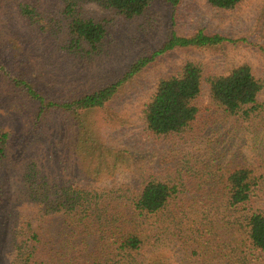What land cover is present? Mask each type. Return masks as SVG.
Wrapping results in <instances>:
<instances>
[{
	"label": "trees",
	"instance_id": "16d2710c",
	"mask_svg": "<svg viewBox=\"0 0 264 264\" xmlns=\"http://www.w3.org/2000/svg\"><path fill=\"white\" fill-rule=\"evenodd\" d=\"M83 1H63L60 21L54 26L65 33L64 49L69 55L89 59L101 51L108 30L106 21L83 14ZM86 1L126 19L142 16L153 2ZM168 1L174 6L180 3ZM245 1L207 0L221 10H232ZM20 12L25 21L45 30L34 7L22 5ZM226 42L230 39L203 31L190 36L173 33L150 56L135 60L120 79L71 102L48 101L25 82L18 84L39 103L40 113L48 102L45 106L50 112L60 109L81 114L104 109L123 85L169 52ZM205 86L212 104L202 113H210L203 123L198 101ZM263 90L264 82L247 64L207 76L200 63L188 62L177 75L159 81L145 105L143 121L154 137L187 142L198 140L211 125L229 123L235 129L248 123L256 130L264 115V103L259 100ZM75 126L78 136L80 126L76 122ZM232 133L224 131L207 154L181 150L183 160L160 173L148 168L135 189L97 187L91 179L89 183H56L30 164L23 178L24 194L34 212L26 219L25 215L18 218L8 264H176L177 252L186 264H264V201L260 194L264 174L262 167L257 169L250 162L252 154L244 151L243 139L241 142L239 137L240 144L231 140ZM9 141L10 134L0 130V168ZM84 141L79 139L80 144ZM201 141L209 139L205 136ZM98 146V151L104 150L101 157H114L112 150Z\"/></svg>",
	"mask_w": 264,
	"mask_h": 264
},
{
	"label": "rangeland",
	"instance_id": "374dc122",
	"mask_svg": "<svg viewBox=\"0 0 264 264\" xmlns=\"http://www.w3.org/2000/svg\"><path fill=\"white\" fill-rule=\"evenodd\" d=\"M63 1L0 0V130L10 134L0 168V264L10 259L11 234L18 218L25 215L26 219L34 212L24 194L23 179L32 163L40 175L56 183H89L91 179L97 187L135 189L148 168L160 173L183 160L181 150L207 154L224 131H232L231 140L243 139L244 151L252 154L250 162L257 169L262 167L264 174V115L256 130L248 123L235 129L229 123L211 125L194 142L154 137L143 121V110L159 81L177 75L188 62L200 63L207 76L247 64L264 82V0H246L232 10L216 9L207 0H180L177 6L168 0H153L145 14L134 19L85 0L81 2L83 14L106 21L108 30L101 51L89 59L69 55L64 49L65 33L55 29ZM22 5L36 9L45 30L25 21ZM199 31L230 42L163 55L123 85L104 109L72 115L60 109L50 112L46 102V110L40 113L39 103L18 84L25 82L48 101L71 102L120 79L135 60L150 56L173 33L190 36ZM259 100L264 103V90ZM211 104L205 86L198 101L203 123L210 113H202ZM75 122L80 126L78 136ZM205 136L209 142L201 141ZM98 144L112 150L118 160L101 157L104 150L98 151ZM260 194L264 201V184ZM175 259L176 264H186L179 252Z\"/></svg>",
	"mask_w": 264,
	"mask_h": 264
}]
</instances>
